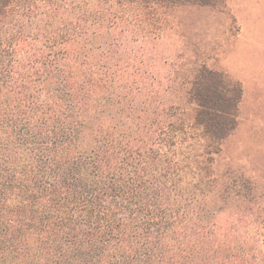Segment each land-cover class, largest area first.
I'll return each mask as SVG.
<instances>
[{
  "label": "trees",
  "instance_id": "1",
  "mask_svg": "<svg viewBox=\"0 0 264 264\" xmlns=\"http://www.w3.org/2000/svg\"><path fill=\"white\" fill-rule=\"evenodd\" d=\"M220 2L0 0V264H264V184L205 162L242 88L155 45Z\"/></svg>",
  "mask_w": 264,
  "mask_h": 264
},
{
  "label": "rangeland",
  "instance_id": "2",
  "mask_svg": "<svg viewBox=\"0 0 264 264\" xmlns=\"http://www.w3.org/2000/svg\"><path fill=\"white\" fill-rule=\"evenodd\" d=\"M182 19L181 30L171 20L165 24L161 38L155 40L158 53L167 57L194 49L208 67L238 81L242 88L235 131L221 153L212 154V162L211 155L205 161L211 177L219 180L227 172L236 178L241 174L247 183L264 184V0L186 7ZM191 134L192 154L202 153L205 140L195 129Z\"/></svg>",
  "mask_w": 264,
  "mask_h": 264
}]
</instances>
